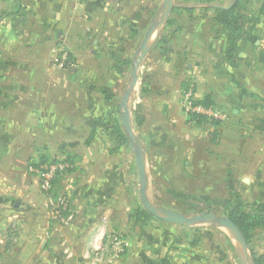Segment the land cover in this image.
Here are the masks:
<instances>
[{
	"label": "crops",
	"instance_id": "obj_1",
	"mask_svg": "<svg viewBox=\"0 0 264 264\" xmlns=\"http://www.w3.org/2000/svg\"><path fill=\"white\" fill-rule=\"evenodd\" d=\"M184 1L173 0L172 11L208 8V16L191 20L190 26L176 24L168 36L163 33L169 16L139 68L155 67L149 78L144 75L148 92L139 96L151 144L174 141L177 129L196 133L198 142L207 139L210 129L189 124L182 107L190 84L196 101L208 97L227 113L219 131L231 112L251 125L264 117L262 0L241 9L255 14L256 24L254 30L244 27L235 46L228 29L213 20L215 8H229L235 0ZM90 7L74 0H0V264H232L223 255L215 259L207 241L181 237L172 223L133 217L139 205L133 198V164L120 163V143L125 142L114 127L127 132L121 104L135 54L124 48H134L141 16L135 4L122 0ZM60 48L67 49L74 66H55ZM128 108L133 130L135 107ZM251 136L257 144L254 169L240 165L233 173L229 168L223 182L229 187L241 181L248 198L244 203L264 215V132ZM127 143L133 150L130 136ZM38 156H70L75 162L60 179L63 190L72 187L75 218L66 227H56L48 216L37 176L27 171ZM111 235L128 243L123 254L116 255ZM255 238L256 252L264 255V226Z\"/></svg>",
	"mask_w": 264,
	"mask_h": 264
},
{
	"label": "rangeland",
	"instance_id": "obj_2",
	"mask_svg": "<svg viewBox=\"0 0 264 264\" xmlns=\"http://www.w3.org/2000/svg\"><path fill=\"white\" fill-rule=\"evenodd\" d=\"M122 1L126 6L131 2L135 4L136 9H138L136 16H141L140 21L138 23L136 21L135 24V32L140 31V35H138L134 48L132 49L131 45L129 49H127L126 46V48H124L125 51L129 50L131 54H133L134 50V54L137 56L141 41L150 27V24L163 17L161 13L164 9L163 0ZM227 1L228 0H226L224 4ZM184 2L186 3L187 1L185 0ZM145 6L146 9L144 11ZM128 11L130 10L128 9ZM207 16L208 13L206 11H181L179 13L173 10L170 14L171 18L174 17V19H176L177 24L182 23L188 26H190L191 20L197 18L202 19ZM175 27L176 24L168 27V30L166 29L163 34L172 36L173 32H171V29ZM91 50L92 48L89 47V51ZM134 60L135 58L130 61L131 68L133 66L132 61L134 62ZM151 66H142V70L139 72L137 88L134 89L136 92L133 93L132 91L127 102L129 107H135V111L132 114L134 121L133 136L135 137V141H133L134 149L132 150L127 143L128 136L130 135L128 132L124 131V135L125 133L128 135H125L127 139L124 140V145L120 143L119 151V161L121 164H133V171L131 173L133 179L132 186L134 189L133 198L137 199L139 204L138 208L146 209L141 197L140 191L142 184L140 182L138 168L135 161L137 150L141 147L144 154L146 171L145 192L147 198L154 205L175 210L179 214L187 217H193L202 213H213L217 218L225 217L227 216L225 211L227 202L235 205L243 203L250 209V211L256 213L253 204L244 203L248 198L244 199L246 187L241 184V181L238 182L236 180L233 183V186L229 187H225L223 182L224 177L227 176L226 173L229 168L232 169L233 173H235L236 170L235 166L239 169L240 165H242V167L245 166L254 169L256 160L255 149L257 144L254 136H248L256 131L253 128L255 122H253V125H251V123L246 124L245 120H239L238 117L234 118L232 115L233 113L231 112V120L223 124V127L221 128L222 130H220V136L216 143H210L207 139L198 142L197 137L199 136H197L196 133L190 134L189 132H181V130L177 129L174 131V141L166 139L161 141L156 140V142H152L151 144L146 135L148 134L147 131H149V127L143 125V121H140V123L137 124L135 122V112L139 108V105H142L139 102V96L143 98L148 92L147 78L144 77V75H147L151 68H155ZM126 76L128 77V74ZM147 76L149 78V74ZM129 82L131 83L130 80ZM143 82L146 83L145 86H143ZM224 125L226 126L225 130L223 129ZM221 131L227 132L228 134H223L222 136ZM155 133L159 137L161 136L159 135L161 132ZM157 135L156 137H158ZM246 136L247 140H245ZM240 147H242V149ZM51 157L52 156L49 157L50 161L54 159ZM38 158L40 157L38 156ZM30 163L27 165L28 172ZM73 165L74 169L75 162H73ZM237 173L239 175L240 171ZM67 187H70V185L65 186L64 189ZM249 195L252 197V194ZM44 207V210L46 213H49L48 216H50L48 207L46 205H44ZM70 208L73 209L72 205ZM74 216L71 222L74 221ZM54 222L58 228L66 227V225L71 224V222L68 224ZM172 225L180 231L181 237L189 240L195 239L196 241L200 238V240L207 241L208 250H210L212 255L216 254L214 256L215 259H219L221 255H223L225 258H222L223 256L221 258L226 259L227 262L229 261L232 264H242V251L239 241L231 232L220 226L216 221L206 219L201 222L172 223ZM257 245L256 238H253L249 247L256 250ZM251 264H253V262H251Z\"/></svg>",
	"mask_w": 264,
	"mask_h": 264
},
{
	"label": "trees",
	"instance_id": "obj_3",
	"mask_svg": "<svg viewBox=\"0 0 264 264\" xmlns=\"http://www.w3.org/2000/svg\"><path fill=\"white\" fill-rule=\"evenodd\" d=\"M103 0H99L98 2L94 3H88L87 5H90V9L96 5H100ZM251 0H235L233 5L229 8H222V7H217L215 8V15L213 17V20L215 22L216 26H221L222 28H227L228 29V34H229V41L232 46L236 45L237 39L241 38L243 36V29L246 26L251 27V30L255 29L254 26L256 24V17L254 16L255 14H247L244 13L242 14L241 9H243L245 3L250 2ZM263 2V8H264V0ZM205 8L204 11H206ZM175 12H181V11H188L186 8H174ZM240 20L241 24L240 26L237 27L236 21ZM176 23V19L174 17L170 18L168 21V26H172ZM167 26V27H168ZM238 30V33L236 32ZM249 31H247L248 33ZM252 31H250L251 33ZM260 61L264 63V51L260 53ZM146 83L143 82V86H145ZM189 82L186 83L185 88L189 87ZM1 94V92H0ZM203 103L204 105L207 106H214L215 104L210 98H204L201 101H198ZM217 108V107H216ZM195 120L196 122L192 125L196 127H203V128H209V135L207 137V140L210 143H216L218 137L220 136V131L218 127L222 123L220 120L214 119V118H208L202 115H190L188 117V121L190 122L191 120ZM142 122V107L139 105V108L135 112V122L140 123ZM254 129L259 130L264 132V117H257L254 120ZM212 128V129H211ZM208 129V130H209ZM114 130L117 134H119V138L121 142L123 140H126L127 137L121 133V130L118 129L117 127H114ZM69 160L73 161V159L70 156H66ZM57 159H52V161H56ZM50 161L49 156H40L39 159H33L31 163H44ZM74 162V161H73ZM63 178V176H59L57 178V181H55V194L58 195L60 191L62 190V185L60 183V179ZM227 207L225 208L226 214L229 218H231L241 229L245 239L247 240L248 244H251V241L256 235V230L258 228H261L264 226V215L259 212L255 211L256 213L250 211V209L243 203H239L237 205L227 202ZM133 217L136 220H148V219H155L159 220L154 215H152L147 209H139L135 208L133 210ZM162 221V220H160ZM163 222V221H162ZM165 222V221H164ZM251 249L252 253V258L254 264H264V255H261L256 252V250Z\"/></svg>",
	"mask_w": 264,
	"mask_h": 264
},
{
	"label": "built area",
	"instance_id": "obj_4",
	"mask_svg": "<svg viewBox=\"0 0 264 264\" xmlns=\"http://www.w3.org/2000/svg\"><path fill=\"white\" fill-rule=\"evenodd\" d=\"M81 5L88 3L98 2L99 0H74ZM55 66L60 69H66L74 66V60L66 48H60L56 51ZM189 89L184 93L182 98V107L187 116L202 115L208 118L217 120H224L227 118V113L214 106H207L201 102L196 101L194 85L190 84ZM189 122V121H188ZM196 121L193 119L189 124H194ZM73 161L69 160L66 156L57 158L56 161H47L44 163H30L28 170L37 176L39 187L42 193L45 194V205L50 211V217L53 221L59 224H68L71 222L74 211L71 206V188L67 187L62 190L58 195L55 194V181L59 176L68 174L73 169ZM111 245L115 249L116 255H121L125 252L128 243L121 240L119 235H111ZM104 245L100 247L103 249ZM104 252L100 253V255Z\"/></svg>",
	"mask_w": 264,
	"mask_h": 264
},
{
	"label": "water",
	"instance_id": "obj_5",
	"mask_svg": "<svg viewBox=\"0 0 264 264\" xmlns=\"http://www.w3.org/2000/svg\"><path fill=\"white\" fill-rule=\"evenodd\" d=\"M173 5H174L173 0H163L164 9L161 12L163 17L158 19L157 21H154L148 28L144 38L141 41V44L137 51V56H135L133 66L131 68L132 80L129 85V88L125 92L121 105L123 108L122 122L133 141H135V137L133 136V130H132V125H131V120H130V111H129L127 102L137 82L139 81V73H138L139 68L146 56V52L149 47V44L158 35L162 27L165 25V23L169 19ZM135 161H136V165L138 168V175L140 178V182L142 184L141 191H140L142 201L144 203L145 208L152 215H154V217H156L159 220L170 222V223H190V222H195V221L201 222L206 219L216 221L220 226L226 228L229 232H231L239 241L241 245V251H242V264H251V262H253L251 249L249 247L247 240L245 239L239 226L228 216L217 218L216 215L213 213H202V214H197L193 217H187L182 214H179L175 210H172L169 208L158 207L154 205L147 198L146 192H145L146 171H145V165H144V154L141 150V147L137 150Z\"/></svg>",
	"mask_w": 264,
	"mask_h": 264
}]
</instances>
